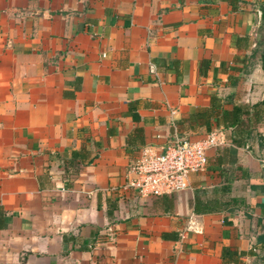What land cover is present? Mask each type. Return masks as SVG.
I'll use <instances>...</instances> for the list:
<instances>
[{
    "label": "crops",
    "instance_id": "1",
    "mask_svg": "<svg viewBox=\"0 0 264 264\" xmlns=\"http://www.w3.org/2000/svg\"><path fill=\"white\" fill-rule=\"evenodd\" d=\"M263 1L0 0V264H264V124L225 156L231 211L191 206L221 183L212 161L229 144L188 189L126 186L140 148L203 134L175 121L211 94L226 108L264 98ZM81 148L90 161L65 177Z\"/></svg>",
    "mask_w": 264,
    "mask_h": 264
},
{
    "label": "trees",
    "instance_id": "2",
    "mask_svg": "<svg viewBox=\"0 0 264 264\" xmlns=\"http://www.w3.org/2000/svg\"><path fill=\"white\" fill-rule=\"evenodd\" d=\"M203 4H209L215 0H199ZM227 2L232 10L237 8L239 0H221ZM261 21L264 25V1L261 4ZM246 37H237L235 39V47L247 46L246 44H240L239 41L245 40ZM175 61H172V65ZM240 62H243L242 60ZM208 65L206 59H201L198 63V73L203 75ZM240 70V69H239ZM237 77L233 78L235 82ZM230 106L224 107L223 100L215 95L209 96L207 106H197L190 109L188 114L175 121L177 129L180 132H192V133H205L213 129L224 130L229 129V145L225 147L221 153H217L213 158L212 165L217 168L216 171L222 174L223 179L221 183L211 189H195L193 192V198L191 202L193 213L203 214L212 212H224L231 211L233 208L242 204V198L230 195V182L232 180L231 171L225 169L228 162H232L231 159H225V156H230L235 150L234 148L243 147L251 138V135L255 133L256 126L264 124V98L254 103H244L240 101L228 100ZM139 130L135 129L133 133L127 137V144L133 145L135 137H137ZM264 138V137H259ZM140 142V141H139ZM259 147H264V142H258ZM230 146V147H229ZM87 152L84 148L79 150H72L69 153V157L66 161V167L64 169L65 177L75 174L77 168L85 163H88L91 158H87ZM223 172V173H222ZM67 184V183H66ZM63 241H74L70 236H63ZM251 251L247 253L250 254ZM246 253V254H247ZM243 252L240 253V255ZM221 257L224 262H241L235 251L229 250L227 247H222Z\"/></svg>",
    "mask_w": 264,
    "mask_h": 264
},
{
    "label": "built area",
    "instance_id": "3",
    "mask_svg": "<svg viewBox=\"0 0 264 264\" xmlns=\"http://www.w3.org/2000/svg\"><path fill=\"white\" fill-rule=\"evenodd\" d=\"M219 130L173 137L157 151L142 147L128 167L126 186L139 195H169L189 188V176L206 170L207 151L229 144Z\"/></svg>",
    "mask_w": 264,
    "mask_h": 264
}]
</instances>
